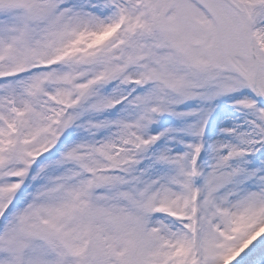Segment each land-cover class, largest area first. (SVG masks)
Here are the masks:
<instances>
[{
  "label": "snow or ice",
  "instance_id": "6c2138e0",
  "mask_svg": "<svg viewBox=\"0 0 264 264\" xmlns=\"http://www.w3.org/2000/svg\"><path fill=\"white\" fill-rule=\"evenodd\" d=\"M0 264H264V0H0Z\"/></svg>",
  "mask_w": 264,
  "mask_h": 264
}]
</instances>
